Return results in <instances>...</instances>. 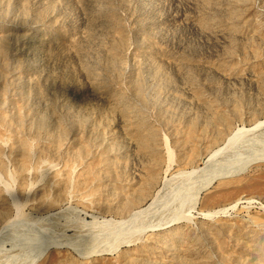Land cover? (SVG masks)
I'll return each instance as SVG.
<instances>
[{
  "label": "rangeland",
  "instance_id": "1",
  "mask_svg": "<svg viewBox=\"0 0 264 264\" xmlns=\"http://www.w3.org/2000/svg\"><path fill=\"white\" fill-rule=\"evenodd\" d=\"M261 121L264 0H0V264H264Z\"/></svg>",
  "mask_w": 264,
  "mask_h": 264
},
{
  "label": "clouds",
  "instance_id": "2",
  "mask_svg": "<svg viewBox=\"0 0 264 264\" xmlns=\"http://www.w3.org/2000/svg\"><path fill=\"white\" fill-rule=\"evenodd\" d=\"M4 141L0 144V148L7 147L10 143L8 139V131L7 128L4 129ZM35 149V144H33L30 148H28L25 152V155L21 158L22 163L18 168L17 165L13 164L8 157L0 154V167L3 168V171L0 172V190H3L5 186H7V190L11 191L18 185V177L21 175L22 171L25 167H31L32 171L40 172L41 168H43L47 161H33L32 153ZM38 181H26L19 186L24 191H30ZM30 264H36V258L30 257Z\"/></svg>",
  "mask_w": 264,
  "mask_h": 264
},
{
  "label": "bare ground",
  "instance_id": "3",
  "mask_svg": "<svg viewBox=\"0 0 264 264\" xmlns=\"http://www.w3.org/2000/svg\"><path fill=\"white\" fill-rule=\"evenodd\" d=\"M264 124V121H261V122H254L252 125H250V127L254 130V128H258L260 125H263ZM249 129V128H248ZM236 134L237 133H234L233 134V138H234V136H236ZM231 137V138H232ZM231 138L229 137V139L231 140ZM256 146V145H255ZM218 151L219 150H217V151H215V152H213V154H210L206 159H205V161L207 160V162H208V160H209V158H211L212 156H214L216 153H218ZM241 154V153H240ZM257 155V154H256ZM218 156V155H217ZM204 164H205V162H204ZM202 165H203V163H202ZM208 166V165H207ZM190 199V198H189ZM222 209V208H221ZM225 209L226 208H223L222 210H220V213L222 214V212H224L225 211ZM226 210H228V208L226 209ZM214 213H219V212H214ZM209 214H212V213H209ZM204 216V215H203Z\"/></svg>",
  "mask_w": 264,
  "mask_h": 264
},
{
  "label": "water",
  "instance_id": "4",
  "mask_svg": "<svg viewBox=\"0 0 264 264\" xmlns=\"http://www.w3.org/2000/svg\"><path fill=\"white\" fill-rule=\"evenodd\" d=\"M220 215H223V214H221V213H219V214H211V215H208L206 217H212V218H214V217H217V216H220Z\"/></svg>",
  "mask_w": 264,
  "mask_h": 264
}]
</instances>
